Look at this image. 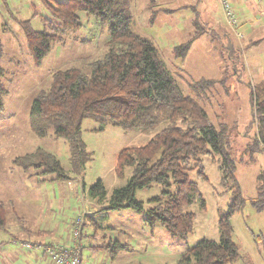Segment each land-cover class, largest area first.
Masks as SVG:
<instances>
[{"label": "rangeland", "instance_id": "obj_1", "mask_svg": "<svg viewBox=\"0 0 264 264\" xmlns=\"http://www.w3.org/2000/svg\"><path fill=\"white\" fill-rule=\"evenodd\" d=\"M127 1L133 28L154 41L186 93L196 97L195 83L208 78L216 80L201 104L211 123L230 127L236 175L245 199L231 219L241 257L229 264H264V195L259 190L264 144L256 139L261 130L256 118L257 91L264 88V0H244L237 10L231 3L239 18L241 37L228 26L220 0ZM50 16L43 0H0V41L4 51L0 64L6 70L5 81L10 90L5 97V109L0 111V202L9 225L0 230V264H4L5 257L9 258L14 237L18 236L10 209L11 196L29 204L25 210L28 226L43 230L49 227L45 236H30L32 241L46 243L67 244L68 225L90 207L92 214L86 216L82 235V264H180L184 254L202 239L219 240L221 215L228 212L235 200L233 190L222 182L220 155L207 153L200 157L205 175L197 169L189 171L199 194L186 210L193 212L196 220L193 232L181 240L161 224L151 228L145 215L133 208L101 211L103 206L97 205L88 192L102 180L107 205L114 190L125 186L133 175L130 167L123 178L117 175L120 153L147 144L165 124L126 131L86 118L79 142L35 124L31 115L35 94L50 87L55 71L81 66L84 58L104 57L110 34L109 24L81 13L82 27L70 32L65 44L55 43L38 64L21 21L30 19L35 29L42 30L44 18ZM198 30L200 36L196 37ZM190 40L194 43L188 55L178 56L175 47ZM20 92L24 96L16 102ZM38 152L60 159L65 172L78 179L74 185L59 179L58 172L46 173L45 167L34 165L37 162L31 164L39 157ZM74 153L82 155L79 165L72 159ZM28 155L34 159L23 160ZM163 189L162 184L139 189L136 199L149 209L150 200L161 195ZM21 207L24 204L18 208ZM119 244H125L127 249L113 258ZM48 258L51 259L46 255Z\"/></svg>", "mask_w": 264, "mask_h": 264}, {"label": "trees", "instance_id": "obj_2", "mask_svg": "<svg viewBox=\"0 0 264 264\" xmlns=\"http://www.w3.org/2000/svg\"><path fill=\"white\" fill-rule=\"evenodd\" d=\"M43 1L52 17L44 18L42 30L35 29L30 19L21 21L38 64L52 51L55 43L65 44L70 32L82 27L81 13L109 24L110 34L104 57L84 58L81 66L55 71L50 87L35 94L31 107L35 124L54 129L57 135L76 142H79L86 118H92L102 126L113 124L126 131L165 124L147 144L129 147L120 153L117 175L123 178L128 167L132 168L133 175L125 186L114 190L107 205V190L102 180L92 186L89 195L96 199L97 205L103 206L101 211L133 208L145 215L148 226L153 228L161 224L181 240L193 232L196 220V215L186 210L199 194L198 185L191 180L189 171L197 169L205 175L200 157L207 153L220 155L222 182L233 190L235 200L228 212L221 215L220 239H202L184 254L180 264L238 261L240 248L234 240L231 219L245 199L236 175L233 139L228 124L216 126L211 123L201 104L216 80L208 78L195 83L196 97L186 93L154 41L133 28L127 0ZM197 33L200 36L199 30ZM191 45L192 40L176 46L177 55L186 57ZM3 54L0 41V63ZM5 77L6 70L0 64V111L5 109V97L10 93ZM257 98L256 118L261 130L256 139L264 144V88L257 91ZM44 132L43 129L42 134ZM38 153L36 159L28 155L29 158L23 160L34 159L31 164L37 162L34 165L45 167L43 172L46 173L58 172L59 179L71 178L60 159L51 153ZM80 155L74 153L72 156L76 165L80 163ZM259 183L260 195H264V172L259 174ZM155 184L164 185V189L161 195L150 200L152 206L145 209L144 203L136 199V192ZM6 225L3 202H0V230L6 229ZM123 249H127L125 244L116 245L113 258Z\"/></svg>", "mask_w": 264, "mask_h": 264}, {"label": "crops", "instance_id": "obj_3", "mask_svg": "<svg viewBox=\"0 0 264 264\" xmlns=\"http://www.w3.org/2000/svg\"><path fill=\"white\" fill-rule=\"evenodd\" d=\"M232 4L235 5V8L237 10V7L242 5L244 3V0H229ZM247 1V0H246ZM221 3V2H220ZM248 5H252V2H249ZM222 6V5H221ZM239 12V11H238ZM202 35V34H201ZM196 37H199L198 35ZM194 41H192V45H193ZM191 45V48H192ZM190 48V50H191ZM189 50V52H190ZM188 52V53H189ZM188 55V54H187ZM23 93L20 92L16 95L15 98H17L15 100V98H13V100H15L16 102H19L20 99L23 97ZM12 100V101H13ZM57 178V177H56ZM58 179V178H57ZM63 182H67L69 185L72 183L74 185L75 181H77V178H70V179H61ZM40 181V180H39ZM71 182V183H70ZM75 188L78 189V185H75ZM84 190L86 193V187L84 186ZM89 192V191H88ZM10 200L12 201V205L10 207L11 211L13 212V218L16 219L15 222L16 224L15 229L17 230L18 236L14 237V246L13 247V251L11 250V254L8 257L4 258V264H34V262H42L43 264H54V262L48 258V260L46 259V248L49 246H62L65 249L68 248H72V247H76V242H74V234H73V225L75 224L76 219L78 218L79 215L84 214V226L87 222L86 216L92 214V210L89 209H85L84 212H80L78 213L77 217L73 220L72 224L69 226L68 225V230H69V239L67 240V244L63 245V244H58V243H46L45 241H32L30 239V236H32V234H35L37 236H45V232L49 231V227L43 230L41 228H37L35 229L34 227H30L28 226V213H26V209L28 208L29 204L25 203L23 201H15L14 198L11 196ZM22 204H24V208L21 207L20 209L18 208L19 206H22ZM6 218H7V214L5 213ZM84 226H83V230H84ZM6 227L9 228L8 225V218H7V225ZM2 230V229H1ZM56 232H58L56 230ZM82 235H83V231H82ZM81 235V240L79 242V246L80 249L82 251V260H83V247L84 245L82 244V236ZM32 244V247H28L27 244ZM32 261V262H31ZM41 263V264H42Z\"/></svg>", "mask_w": 264, "mask_h": 264}, {"label": "built area", "instance_id": "obj_4", "mask_svg": "<svg viewBox=\"0 0 264 264\" xmlns=\"http://www.w3.org/2000/svg\"><path fill=\"white\" fill-rule=\"evenodd\" d=\"M225 18L230 29L236 34L237 37H241L238 32L239 18L233 6L229 0H220ZM84 226V214L79 215L73 226L74 242H76V247H70L68 249L62 246H49L46 248L45 252L48 257L54 262V264H82V251L79 246L81 240V235ZM28 247H32V244H27Z\"/></svg>", "mask_w": 264, "mask_h": 264}]
</instances>
